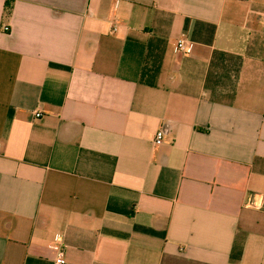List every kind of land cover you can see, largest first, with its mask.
Listing matches in <instances>:
<instances>
[{
    "label": "crops",
    "instance_id": "0c3cea01",
    "mask_svg": "<svg viewBox=\"0 0 264 264\" xmlns=\"http://www.w3.org/2000/svg\"><path fill=\"white\" fill-rule=\"evenodd\" d=\"M5 3L0 264H264V0Z\"/></svg>",
    "mask_w": 264,
    "mask_h": 264
},
{
    "label": "built area",
    "instance_id": "2783aa9c",
    "mask_svg": "<svg viewBox=\"0 0 264 264\" xmlns=\"http://www.w3.org/2000/svg\"><path fill=\"white\" fill-rule=\"evenodd\" d=\"M5 29H8V27H5ZM187 46H188V40L185 36H181L177 41L175 45V52L177 54H183L187 52ZM42 115L41 110L35 111V116L40 117ZM164 130L159 129L155 136V143L156 144H162L164 140ZM57 242H59L60 246L57 249L56 255L54 256V262L55 264H66V258H65V249L63 245V238L62 236H57Z\"/></svg>",
    "mask_w": 264,
    "mask_h": 264
},
{
    "label": "trees",
    "instance_id": "16d2710c",
    "mask_svg": "<svg viewBox=\"0 0 264 264\" xmlns=\"http://www.w3.org/2000/svg\"><path fill=\"white\" fill-rule=\"evenodd\" d=\"M13 0H6V3H5V13L7 16H9L12 12V9H13Z\"/></svg>",
    "mask_w": 264,
    "mask_h": 264
}]
</instances>
